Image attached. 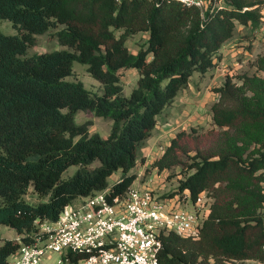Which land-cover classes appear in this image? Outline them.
I'll use <instances>...</instances> for the list:
<instances>
[{"label": "trees", "instance_id": "16d2710c", "mask_svg": "<svg viewBox=\"0 0 264 264\" xmlns=\"http://www.w3.org/2000/svg\"><path fill=\"white\" fill-rule=\"evenodd\" d=\"M263 1L221 0L201 15L176 0H0V18L16 29L0 30V224L18 234L2 238L0 264L9 263L20 243L33 242L40 223L56 219L65 204L106 187L111 196L124 194L137 177L131 168L138 143L158 114L194 71L214 65L237 22L259 21ZM58 24L55 34L65 47L26 53L35 34ZM138 31H147L146 45L132 52L125 40ZM75 60L101 82L100 92L65 78ZM257 65L264 70V54ZM131 67L139 76L124 94L120 71ZM241 78L237 84L226 75L214 87L212 127L178 130L153 161L159 170L182 165L181 196L194 200L205 190L212 197L198 237L161 235L159 264L244 258L264 263V194L243 186L263 176L257 170L264 168V141L243 156L221 130L233 128L243 137L244 127L264 123L260 77ZM246 88L252 91L249 98ZM79 110L111 118L107 135L90 131V119L76 121ZM72 164L77 168L63 177ZM117 170L121 175L109 184ZM29 190L35 201L26 199ZM65 254L74 261L87 251Z\"/></svg>", "mask_w": 264, "mask_h": 264}, {"label": "rangeland", "instance_id": "374dc122", "mask_svg": "<svg viewBox=\"0 0 264 264\" xmlns=\"http://www.w3.org/2000/svg\"><path fill=\"white\" fill-rule=\"evenodd\" d=\"M260 19L257 23H236L233 34L219 48L214 57V65L206 72L194 71L185 86L178 90L170 104L163 108L158 114L157 121L149 135L142 139L137 146V161L131 171L137 173L134 184L142 185L148 181L151 189L162 199H168L170 192H175L174 197L182 201L181 193L177 187L184 176V168L181 164L169 168L157 169L153 161L161 155L169 140L180 129L189 130L191 127L206 129L213 126L211 122V104L216 100L218 93L214 87L220 85L226 75L240 84L242 74H256L260 77L264 87V70L257 65L258 59L264 54V1L260 4ZM62 24L50 26L46 31L34 35V43L27 47V54L65 47L61 45L56 37V30ZM0 30L3 32H15L16 29L8 19L0 18ZM116 34L120 32L115 30ZM147 31H138L129 35L125 42L129 50L136 52L139 47L146 45ZM136 68L121 69L120 79L122 91L129 94L136 85L138 79ZM68 80L80 79L90 90L100 92L101 82L94 78L86 69V64L74 61L71 74L65 77ZM252 91L246 88L244 96L249 98ZM90 119V131H98L106 136L111 126V118L94 114L92 110H79L75 114V120L82 122ZM225 139L244 156L249 150L255 149L264 141V123L244 127L245 136L234 135L233 128L221 129ZM185 159L187 157H184ZM72 164L62 173L63 177L70 176L77 168ZM263 176L255 183L249 181L243 186L261 191L264 194V168L257 170ZM121 175V170L109 176V184L113 183ZM150 181H149V180ZM147 183V182H146ZM26 199L35 201L36 194L29 190ZM264 211V203L261 207ZM15 230L4 224H0V241L3 237L14 236ZM59 254L55 251L48 252L41 259V264H56ZM210 260L213 259L210 257ZM227 264H264L256 259L244 258L226 260Z\"/></svg>", "mask_w": 264, "mask_h": 264}, {"label": "built area", "instance_id": "2783aa9c", "mask_svg": "<svg viewBox=\"0 0 264 264\" xmlns=\"http://www.w3.org/2000/svg\"><path fill=\"white\" fill-rule=\"evenodd\" d=\"M198 8L201 15L221 6V0H176ZM212 197L201 191L162 199L148 183L131 184L122 195L106 187L63 206L54 220L40 223L31 243H20L8 264H41L48 252L59 254L56 264H159L161 235L174 232L199 236ZM66 250L87 251L69 261Z\"/></svg>", "mask_w": 264, "mask_h": 264}, {"label": "crops", "instance_id": "0c3cea01", "mask_svg": "<svg viewBox=\"0 0 264 264\" xmlns=\"http://www.w3.org/2000/svg\"><path fill=\"white\" fill-rule=\"evenodd\" d=\"M149 180V179H148ZM150 181V180H149ZM145 182H147L148 183V181H145ZM9 237H16V238H18V234L16 233L14 236H9ZM2 242V240L0 241V243Z\"/></svg>", "mask_w": 264, "mask_h": 264}]
</instances>
